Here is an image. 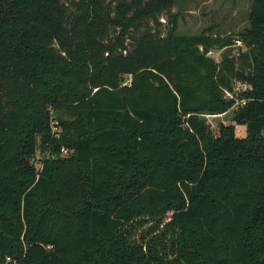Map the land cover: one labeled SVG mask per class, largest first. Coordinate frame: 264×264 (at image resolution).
Segmentation results:
<instances>
[{
	"label": "trees",
	"instance_id": "obj_1",
	"mask_svg": "<svg viewBox=\"0 0 264 264\" xmlns=\"http://www.w3.org/2000/svg\"><path fill=\"white\" fill-rule=\"evenodd\" d=\"M175 2L0 0V264H264V0L243 48Z\"/></svg>",
	"mask_w": 264,
	"mask_h": 264
},
{
	"label": "rangeland",
	"instance_id": "obj_2",
	"mask_svg": "<svg viewBox=\"0 0 264 264\" xmlns=\"http://www.w3.org/2000/svg\"><path fill=\"white\" fill-rule=\"evenodd\" d=\"M250 0H176L171 12L178 15L179 34H192L205 28H209L212 34L225 36L230 35L240 38L238 33L243 31L247 24V14ZM160 21H165V16L161 15ZM244 47L243 41L239 39ZM222 49H212L208 56L215 61H219L222 56ZM123 82H129V76L122 77ZM236 106H231L225 112L206 116L207 123L211 130L216 133L218 123L229 124L231 116ZM57 118L53 108L50 109V117ZM246 134L245 125H235V135L244 137ZM264 135V130L262 131Z\"/></svg>",
	"mask_w": 264,
	"mask_h": 264
},
{
	"label": "built area",
	"instance_id": "obj_3",
	"mask_svg": "<svg viewBox=\"0 0 264 264\" xmlns=\"http://www.w3.org/2000/svg\"><path fill=\"white\" fill-rule=\"evenodd\" d=\"M241 45H242L241 41L239 39H235L234 46H241ZM247 88H248V84L246 82L237 81L233 84V87L231 90H225L224 91V96L226 98H233L234 99L233 106L243 104L246 99L245 98L239 99V98H237V95L240 92L245 91ZM49 128H50L51 138L59 139L60 133L62 132V126H61V123L59 122V120L57 118H54L52 116L50 117ZM69 151H70L69 149H67L65 146L61 145L58 149V154L61 156L68 155ZM48 155H49L48 149H45V151L42 154H40L39 151L37 150L35 152L34 156H32L30 158V160L35 165V167L37 169H40L42 166L41 159L48 157Z\"/></svg>",
	"mask_w": 264,
	"mask_h": 264
}]
</instances>
